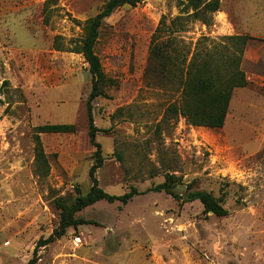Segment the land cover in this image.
I'll list each match as a JSON object with an SVG mask.
<instances>
[{
	"label": "rangeland",
	"instance_id": "374dc122",
	"mask_svg": "<svg viewBox=\"0 0 264 264\" xmlns=\"http://www.w3.org/2000/svg\"><path fill=\"white\" fill-rule=\"evenodd\" d=\"M107 1L0 0V264H28L36 243L59 225L55 200L92 187V76L68 48ZM219 1L210 26L191 21L174 36L189 58L196 49L222 48L224 37H251L242 62L249 85L234 91L222 129L165 118L180 92L160 82L149 48L155 34L167 38L179 0L123 6L105 20L96 52L114 83L94 101L105 157L97 178L109 194H140L126 205L100 201L80 212L89 223L42 248L38 264H264V75L257 74H264V0ZM45 124L75 132L41 135L49 165L41 175L35 128ZM168 173L182 179L178 193L209 192L228 215L151 190Z\"/></svg>",
	"mask_w": 264,
	"mask_h": 264
},
{
	"label": "trees",
	"instance_id": "16d2710c",
	"mask_svg": "<svg viewBox=\"0 0 264 264\" xmlns=\"http://www.w3.org/2000/svg\"><path fill=\"white\" fill-rule=\"evenodd\" d=\"M145 1H107L100 13L84 23V37L76 43L73 41L74 46L68 48L69 52L78 53L84 57L92 76V89L86 101L90 140L96 148L95 164L89 173L92 187L88 193L80 194L74 200L65 198L55 200L54 203L60 211L59 225L48 238H42L36 243L32 259L28 264H38L40 250L62 239L67 234L68 229H76L89 223L78 216L80 212L100 201L122 202L126 205L136 195L140 194L138 189L132 188L131 191L123 195H112L104 191L99 185L97 172L103 167L105 157L103 156L101 144L96 140L100 130L95 124L94 101L106 96L104 86L114 83L104 73L100 57L96 52V46L105 20L123 6L135 7ZM179 2L180 15L174 18L171 24L166 27L167 38L161 40L155 34L149 48L151 69L156 73L160 82L170 89L178 87L180 92L179 100L167 108L165 118L184 117L188 124L195 127L222 129L226 124L234 91L249 85L246 73L242 69V62L251 37L245 35L224 37L226 43L223 44L222 48L215 47L213 50L203 51L196 49L189 58L190 50L186 46H180L177 43L175 33L187 32L188 23L191 21H201L203 24L210 26L212 24L211 15L220 10V1L179 0ZM165 21L164 18L163 25H165ZM57 49L63 50L65 48L57 45ZM4 85L7 86L8 82H5ZM2 89L0 88V93ZM2 104L3 100L0 98V106ZM74 132L75 127L70 124H45L35 128L37 172L39 174L47 175L49 172L48 159L42 146L41 135L72 134ZM118 157L122 159L120 154H118ZM180 184H182L181 178L168 173L165 176V181L151 190L169 194L176 201L183 204L200 201L206 213L213 212L218 217L228 215L222 198H216L206 191H193L190 187L182 195L176 191L177 186Z\"/></svg>",
	"mask_w": 264,
	"mask_h": 264
},
{
	"label": "crops",
	"instance_id": "0c3cea01",
	"mask_svg": "<svg viewBox=\"0 0 264 264\" xmlns=\"http://www.w3.org/2000/svg\"><path fill=\"white\" fill-rule=\"evenodd\" d=\"M262 29H264V28H262ZM249 47V43H248V46H247V48ZM254 62H255V64H260L261 63V61H263V59L261 60V58H260V56H258V58H256V60H253ZM246 64V59H244L243 60V66ZM259 76H262V75H264V74H262V73H257ZM263 77V76H262Z\"/></svg>",
	"mask_w": 264,
	"mask_h": 264
},
{
	"label": "water",
	"instance_id": "95a60500",
	"mask_svg": "<svg viewBox=\"0 0 264 264\" xmlns=\"http://www.w3.org/2000/svg\"><path fill=\"white\" fill-rule=\"evenodd\" d=\"M211 213H213V212H211Z\"/></svg>",
	"mask_w": 264,
	"mask_h": 264
}]
</instances>
